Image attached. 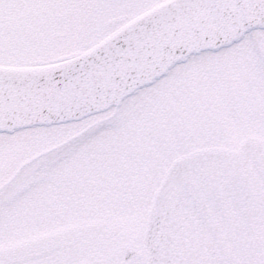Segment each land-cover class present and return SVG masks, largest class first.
<instances>
[{
  "label": "snow or ice",
  "instance_id": "snow-or-ice-1",
  "mask_svg": "<svg viewBox=\"0 0 264 264\" xmlns=\"http://www.w3.org/2000/svg\"><path fill=\"white\" fill-rule=\"evenodd\" d=\"M0 264H264V0H0Z\"/></svg>",
  "mask_w": 264,
  "mask_h": 264
}]
</instances>
